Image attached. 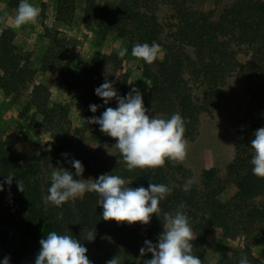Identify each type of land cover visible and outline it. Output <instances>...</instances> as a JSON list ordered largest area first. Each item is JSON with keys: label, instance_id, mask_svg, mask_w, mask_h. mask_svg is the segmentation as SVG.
<instances>
[{"label": "trees", "instance_id": "obj_1", "mask_svg": "<svg viewBox=\"0 0 264 264\" xmlns=\"http://www.w3.org/2000/svg\"><path fill=\"white\" fill-rule=\"evenodd\" d=\"M164 2L172 9L166 23L159 20L157 13ZM205 3L206 0H86L84 8L85 23L94 26L101 37L114 34L125 38L130 54L136 43L161 46L162 53L152 64L136 59L143 75L151 81L143 103L147 115L163 113L169 119L179 113L185 121V139L194 137L201 112L217 104L226 78L233 74L245 81L244 95L251 114L264 110V0H236L217 18L212 8H204ZM75 8L76 0H57L56 19L68 24ZM48 69L53 71L52 67ZM56 69L54 73L65 74L61 68ZM29 78L30 68L14 43L12 31L1 28L0 87L6 95L18 93ZM45 91L43 84H34L31 103L43 119L51 121L54 109L49 108ZM196 91L202 92V101L197 100ZM97 105L107 108L103 102ZM89 119L71 128L70 133V128L64 131L63 137L40 155H30L0 136V182L10 173L14 175L10 186L3 184L7 197L0 202V264L4 257L9 258V264H35L39 241L50 231L77 239L87 248L92 264H106L114 256L122 264H146L151 253L140 255L144 241L158 243L165 223L163 214H174L181 203L186 205L183 211L197 236L192 241V254L202 264H209L204 244L215 228H221L232 242L239 238L245 241L243 247L224 252L217 264H239L245 256L249 264H264L253 250L254 242L264 240V179L252 173L250 146L255 131L264 127V117L237 131L235 154L225 177H217L213 167L205 168L201 184L192 182L188 192L182 190L186 180L173 177L174 173H189L183 164L173 166L166 160L154 174L152 169L129 171L118 151L110 155L101 146L106 141L115 143V139L102 133L98 124L88 123ZM84 132L89 134L84 136ZM82 133V138H77ZM87 139H99L98 149L85 144ZM65 153L67 157H62L79 160L84 167L82 175L90 173L94 180L103 174L118 175L129 187L147 188L151 181L171 187L172 192L160 201L159 217L153 214L147 225L104 221L95 192H85L82 198L60 207L46 205L43 197L51 182L44 192L38 161ZM70 166L75 173L71 163ZM17 180L23 182L24 192L18 190ZM4 227L17 230L21 236V244L13 253L5 247ZM91 229H95V238L88 241L85 238Z\"/></svg>", "mask_w": 264, "mask_h": 264}, {"label": "rangeland", "instance_id": "obj_2", "mask_svg": "<svg viewBox=\"0 0 264 264\" xmlns=\"http://www.w3.org/2000/svg\"><path fill=\"white\" fill-rule=\"evenodd\" d=\"M234 1L236 0L217 2L206 0L204 8L207 10L212 8L213 17L217 18ZM28 2L40 10L38 22L16 29L12 25L20 0H0V29L9 28L12 31L14 43L31 71V78L22 85L18 93L6 95L0 87V136L7 144L24 148L30 155H40L62 138L64 131L70 128V133L74 126H82L87 119L98 117V113L102 114L103 109L97 107L93 113L89 105L103 102L95 94V89L105 82L106 70L111 73L107 79L113 83L120 96L126 95L135 87L144 99L151 81L143 75L136 58L129 52L122 58L118 56V51L122 47L127 48L128 42L125 38L114 34L101 37L94 26L85 23L86 0H76L75 12L68 24L56 19L57 0ZM157 13L159 20L166 23L171 19L172 9L164 2ZM51 67L53 71L54 68H61L65 74L54 73L48 69ZM36 83L46 87L48 106L54 109L51 121L43 119L31 103L32 90ZM244 88L245 81L242 76L233 74L226 78L217 104L201 112L194 137L186 139L187 156L180 164H183L189 173L186 175L174 173V179L186 182L190 179L200 185L202 171L210 167L215 169L217 177H225L227 165L235 154L237 131L247 128L257 118L264 117V110H257L251 114ZM195 96L198 101H202L201 91H196ZM106 106L117 107L116 99L113 98ZM149 116L166 119L163 113ZM88 134L84 132V136ZM82 136L83 133L77 138ZM85 144L96 150L99 139L91 141L87 139ZM114 144L106 141L101 146L110 155H115L118 150ZM38 164L44 192L51 182L53 171L63 168L72 172L70 163L62 154L53 155L49 159L41 157ZM76 179L92 182L94 177L90 173H85ZM6 197L3 189L0 191V202ZM4 229L7 230L5 247L8 253H13L21 244V236L13 228ZM244 244L243 238L232 242L221 228H215L204 244L209 264H217L224 252L232 248H241ZM253 250L264 262V240L254 242Z\"/></svg>", "mask_w": 264, "mask_h": 264}, {"label": "clouds", "instance_id": "obj_3", "mask_svg": "<svg viewBox=\"0 0 264 264\" xmlns=\"http://www.w3.org/2000/svg\"><path fill=\"white\" fill-rule=\"evenodd\" d=\"M40 10L28 2L20 0L16 9L13 27L38 22ZM127 48L118 51L119 57H124ZM162 53L159 44L136 43L133 45L131 55L137 60H143L146 64H152ZM111 74L106 70L105 82L95 89V94L107 105L113 98L117 101V107H107L99 117H91L88 123L100 126V131L115 139L114 147L118 150L127 170L155 169L165 165L166 160L173 166L183 163L187 156V140L184 138L186 131L184 118L179 113H174L169 119L150 117L146 113L140 91L133 87L126 95L120 96L113 87V83L107 79ZM132 82H129L131 84ZM97 105H89L94 113ZM255 138L250 146L253 150L251 158L252 173L254 176L264 179V127L257 129ZM110 154V153H109ZM67 157V154H62ZM113 155V154H112ZM75 169V173L58 168L51 173V186L48 194L43 197L46 205L56 207L65 202L82 198L85 192H95L99 196L98 204L102 206V219L114 220L117 223L126 222L131 225L139 222L147 225L153 214L159 217L161 209L160 201L172 192V188L164 184H155L151 181L148 187H129L125 180L118 175L103 174L92 182L85 179H76L84 171L79 160L68 161ZM14 175L8 174L3 182H0V191L3 184H12ZM192 181L189 179L182 190L190 191ZM18 190L24 192L23 182L17 180ZM181 203L175 213L163 214L164 227L159 235L158 243L153 244L149 240L144 241V247L140 255L151 253V259L146 264H202L198 256H194L192 241L194 235L189 223V218ZM95 229L87 232L86 240L93 241ZM40 249L35 258V264H92L88 259L87 248L71 235H60L50 231L46 238L39 241ZM2 264H9V258L4 257ZM106 264H122L119 257L114 256L106 261ZM239 264H249L247 257L241 258Z\"/></svg>", "mask_w": 264, "mask_h": 264}]
</instances>
